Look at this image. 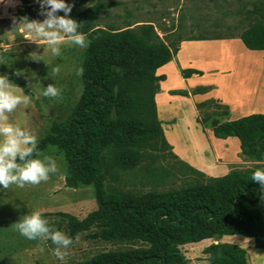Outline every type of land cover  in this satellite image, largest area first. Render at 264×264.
<instances>
[{
	"label": "trees",
	"instance_id": "obj_1",
	"mask_svg": "<svg viewBox=\"0 0 264 264\" xmlns=\"http://www.w3.org/2000/svg\"><path fill=\"white\" fill-rule=\"evenodd\" d=\"M19 1V17L46 18L40 5ZM88 1L66 0L73 5L69 16L80 24L77 31L88 39L81 65L82 92L68 117L52 122L33 151L23 161L17 155L14 162L34 159L48 146H55L67 163L65 183L93 185L96 208L81 219L55 212L61 224L50 230L62 226L74 240L77 233L94 229L89 237L140 245L101 251L73 264H184L178 245L225 234L252 237L255 247L264 248V219L254 207L260 189L251 180L253 170L264 169V113L220 120L228 113L226 105L213 98L196 104L198 113L208 103L220 107L198 114L197 121H208L215 137H237L241 152L258 161L254 166L233 168L219 177L206 176V184L179 191H106V176L116 177L117 171L134 168L158 152L167 150L176 157L164 137L155 94L163 78L156 69L174 56L178 43L163 41L150 23L123 29L98 24L106 3L74 11ZM237 37L248 49H264V23L245 28ZM193 73L200 71L181 69L184 77ZM205 90L200 86L193 91ZM203 252L209 264H247L245 249L234 243H210Z\"/></svg>",
	"mask_w": 264,
	"mask_h": 264
},
{
	"label": "rangeland",
	"instance_id": "obj_2",
	"mask_svg": "<svg viewBox=\"0 0 264 264\" xmlns=\"http://www.w3.org/2000/svg\"><path fill=\"white\" fill-rule=\"evenodd\" d=\"M28 1L39 5L36 0ZM96 2L107 4L98 24H112L123 29L150 23L158 36L170 44L179 43L182 39L237 36L247 27L264 23V0H89L74 11H81ZM20 4L19 0H0V74H7L11 90L17 95H28L29 102L26 105L18 104L6 113L8 119L4 123L35 136L37 142L49 130L52 122L68 117L78 100L83 83L77 69H81L87 44L81 48L68 39V34L57 30L63 39L55 45L61 54L54 56L45 38H29L19 25L15 26L14 21L19 22L22 18L17 15ZM83 35L88 43L86 35ZM246 60L249 62L252 58L248 56ZM53 66L59 71L53 73ZM48 84H54L60 90L58 97L36 95L39 88ZM168 84L183 87L173 74ZM219 110L216 103H208L201 106L198 114ZM2 137L3 134H0ZM150 157L134 168L117 171L116 177L106 176V191L134 194L172 192L209 181L208 177L185 165L167 150ZM34 159L45 166L54 162L56 171L49 173L46 181L35 185L25 183L23 187H18L10 184L7 188H0V264H73L101 251L140 245L137 242L92 238L88 236L94 230L91 229L77 233L63 261H60L52 253L54 245L50 240L39 237L29 240L21 236L15 222L26 213L40 211L52 228L61 224L59 216L53 214L55 212H67L81 219L97 206L92 184L68 186L65 183L67 163L60 149L48 146ZM23 163L16 164L22 166ZM255 207L262 210L264 218V201L261 198ZM59 230L66 234L62 226ZM215 241L217 238H207L178 245L185 258L184 264H209L203 249Z\"/></svg>",
	"mask_w": 264,
	"mask_h": 264
},
{
	"label": "crops",
	"instance_id": "obj_3",
	"mask_svg": "<svg viewBox=\"0 0 264 264\" xmlns=\"http://www.w3.org/2000/svg\"><path fill=\"white\" fill-rule=\"evenodd\" d=\"M248 56L252 58L249 62ZM185 68L200 73L184 77L181 69ZM156 74L163 75L155 94L157 116L178 160L208 177L223 176L233 168L258 163L241 152L237 137H215L208 121L200 124L196 104L213 98L226 105L228 113L220 116V120L264 113V49H248L237 36L182 39L174 56L158 67ZM171 74L179 78L183 87L168 84ZM200 86L207 90L193 91ZM221 237L215 242L232 241L245 249L247 264H264V248L255 247L252 237L241 234Z\"/></svg>",
	"mask_w": 264,
	"mask_h": 264
},
{
	"label": "clouds",
	"instance_id": "obj_4",
	"mask_svg": "<svg viewBox=\"0 0 264 264\" xmlns=\"http://www.w3.org/2000/svg\"><path fill=\"white\" fill-rule=\"evenodd\" d=\"M40 5L41 14L46 18L42 22L30 20L22 17L15 26L19 25L21 30L28 34L29 38H45L46 44L51 46V53L54 56L61 54L57 45L63 37L58 35L60 30L68 34V39L81 48L85 47L87 41L85 36L78 32L80 24L69 16L73 5L66 0H36ZM45 6L47 8L45 9ZM60 11L63 15H56ZM52 29V30H47ZM38 59V57H34ZM59 69L52 67V72L56 73ZM82 69H77V75ZM7 74H0V188H7L10 184L23 187L25 183L32 185L48 179V174L56 171V164L50 163L45 166L38 159L25 161L22 166H18L14 161L17 155L23 161L25 156L29 155L36 144V137L26 134L21 128H13L4 123L8 118L5 115L16 108L18 104H27L28 95H17L12 90ZM37 96L56 98L60 95V90L54 84H48L46 87L39 88L36 91ZM19 138V139H18ZM23 145V147H22ZM13 170H15L13 172ZM251 180L259 185V196L264 201V169H256L251 172ZM15 228L19 234L29 240L44 238L50 240L54 247L53 255L60 261H63L68 246L73 242V238L65 235L62 231L53 228L50 230L48 221L42 217L40 211H32L19 217L15 222Z\"/></svg>",
	"mask_w": 264,
	"mask_h": 264
}]
</instances>
